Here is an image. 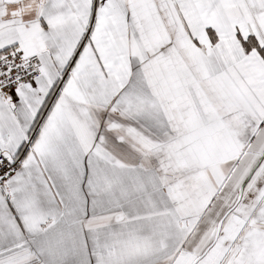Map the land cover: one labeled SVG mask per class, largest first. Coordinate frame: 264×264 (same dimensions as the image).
<instances>
[{"label": "snow or ice", "instance_id": "6c2138e0", "mask_svg": "<svg viewBox=\"0 0 264 264\" xmlns=\"http://www.w3.org/2000/svg\"><path fill=\"white\" fill-rule=\"evenodd\" d=\"M0 264H264V0H0Z\"/></svg>", "mask_w": 264, "mask_h": 264}]
</instances>
